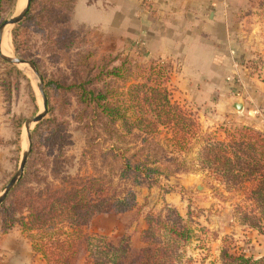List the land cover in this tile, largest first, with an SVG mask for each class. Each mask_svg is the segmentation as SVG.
Wrapping results in <instances>:
<instances>
[{
    "label": "trees",
    "instance_id": "16d2710c",
    "mask_svg": "<svg viewBox=\"0 0 264 264\" xmlns=\"http://www.w3.org/2000/svg\"><path fill=\"white\" fill-rule=\"evenodd\" d=\"M77 1L54 0L51 4L58 6L59 13L69 12L65 23L70 24ZM3 3L0 0V15ZM54 10L50 7L42 15L49 26L55 20ZM68 33L72 34L71 29ZM19 36L18 32L14 35L17 52L29 58L19 47ZM71 43V37L54 41V45L67 48ZM138 59L139 52L103 58L92 67L95 71L79 74V79L69 85L57 80L47 83V88L76 94L83 109L79 120L86 132L85 154L95 168V176L86 177L63 171L59 159L69 160L64 157L68 124L57 118L47 122L50 136L45 144L50 153H58L53 160L55 170L44 173L40 180L37 176L41 171L28 173L5 203L6 228L20 227L31 240L35 256L47 264H195L187 255L188 246L199 238L195 215L189 211L185 218L168 204L146 216L147 227L141 235L145 246L138 250L127 238L114 243L85 232V227L100 215L140 210L137 188L151 189L159 186L162 178L191 172L202 173L217 183L218 188L212 187L221 200L241 197L234 205L231 227L238 223L264 231V132L243 126L226 129L223 140L212 134L202 135L197 117L174 100V67L158 60L148 68L135 66L138 73L133 75ZM86 66L90 67L89 62ZM132 79L138 80L137 84L126 87ZM119 81L124 86L111 84ZM99 83L103 84L101 88ZM44 124L38 125L35 133ZM197 143H201L197 157L189 161ZM50 176L53 182L48 181ZM201 229L206 231L205 227ZM236 244L234 234L222 238L221 264H264V256L236 251Z\"/></svg>",
    "mask_w": 264,
    "mask_h": 264
},
{
    "label": "rangeland",
    "instance_id": "374dc122",
    "mask_svg": "<svg viewBox=\"0 0 264 264\" xmlns=\"http://www.w3.org/2000/svg\"><path fill=\"white\" fill-rule=\"evenodd\" d=\"M23 1L26 0H4L0 26L23 10L24 7L21 8ZM52 1L54 0H36L28 12L29 16L27 14L21 23L12 28L13 49L10 54L20 57L14 41V35L18 32L20 49L30 55L24 59L35 64L38 62L37 68L46 85L48 112L43 121L32 126L31 141L28 139L25 123L43 111L36 78L30 70L29 75L25 67L4 61L0 53V195L18 172L23 153L29 147L31 153L23 178L33 171H36L35 174L41 171L37 176L40 180L44 173L49 175L53 169L55 170L53 160L58 153H50L45 144V139L50 136L47 122L53 118L68 124L69 139L66 141L64 157L69 160L64 162L62 158L59 159V162L62 161L63 171H68L73 177L95 176L90 156L85 154L86 132L82 130L83 122L79 120L83 109L76 94L55 90L53 87L47 88V83L57 80L63 85H69L79 79V74L84 76L90 69L95 71L96 68L92 67L95 63H101L103 58L112 59L129 52L134 55L138 52L130 46L121 51L119 44L110 42L113 37L106 36L95 28L76 23L74 15L70 24L65 23L69 12L59 13L56 10L58 6L52 5ZM50 7L55 8L52 12L55 18L52 26H49V21L42 16ZM231 7V17L236 29L240 30L239 39L243 42L240 46L248 50L251 57L241 60L237 72L235 71L229 80L226 78V82L230 84L227 85V89L194 95L180 90L179 86L171 81L174 100L197 117L202 135L212 134L221 140L226 137V129L234 130L247 126L264 132V0H231ZM25 21L26 23L18 28ZM69 29L71 35L68 33ZM69 37L72 39L70 47L54 45V41H62ZM147 58H140L134 63L133 75L138 73L135 66L148 68L151 63L158 61L156 56L150 55ZM87 62L90 64L89 68L86 66ZM166 62L172 65L171 62ZM137 81L130 80L126 87L137 84ZM111 84L124 86L122 81ZM102 86L103 84L99 83L98 87ZM231 101L242 102L244 109L236 111L230 106ZM43 123L44 126L35 133L38 125ZM164 136L165 132L162 138ZM200 146L201 143H197L193 147L188 157L189 161L197 157ZM98 166H102L99 161ZM35 176L32 175V178ZM53 180L52 176L48 177L49 182ZM160 182L159 186L151 189L139 187L135 190L140 210L100 215L85 227V232L95 237H105L114 243L127 238L132 247L138 250L145 246L141 235L147 227L146 216L150 212L161 211L165 204H168L176 207L185 218L189 211L195 215L193 220L199 238L194 239L187 248V255L194 259L195 264H221L222 238L232 234L237 242L236 251L245 250L255 257L264 256V231L250 230L238 223L235 227L230 226L234 220L232 217L234 205L239 203L241 197L234 195L233 200H221L212 187L218 188L219 185L211 182L202 173L191 172L169 179L162 178ZM225 196L231 197L228 194ZM5 203L0 206V241L2 236L9 234L12 238L9 242L11 247L22 244L29 245L32 249L31 240L22 233L20 227L6 228L8 205ZM202 227L208 232L202 231ZM17 249L20 259L8 254L0 245V264H47L40 256L34 257L33 249L30 255L32 263H28L23 258L28 260L23 248ZM81 263H84L83 257Z\"/></svg>",
    "mask_w": 264,
    "mask_h": 264
},
{
    "label": "crops",
    "instance_id": "0c3cea01",
    "mask_svg": "<svg viewBox=\"0 0 264 264\" xmlns=\"http://www.w3.org/2000/svg\"><path fill=\"white\" fill-rule=\"evenodd\" d=\"M231 8V0H78L74 21L113 37L121 51L130 46L142 59L171 62L173 84L196 95L227 89L226 78L251 57L240 46ZM11 239L2 236L1 248L16 259L23 248L32 263L31 246L11 247Z\"/></svg>",
    "mask_w": 264,
    "mask_h": 264
},
{
    "label": "water",
    "instance_id": "95a60500",
    "mask_svg": "<svg viewBox=\"0 0 264 264\" xmlns=\"http://www.w3.org/2000/svg\"><path fill=\"white\" fill-rule=\"evenodd\" d=\"M32 1L33 0H27L26 6L18 15L4 21L1 24V26H0V46H1L2 39L4 37V33H5V30L7 29V27L15 26V25L21 23L25 19L26 15L28 14V12L30 10V6H31ZM0 53H1V58L4 61H6L10 64H13V65H16V66H24L25 68H28L36 78L37 88H38V91H39L40 96L42 98L43 111L41 113H39L36 117H34L32 119H28L25 123L28 139H29V141H31V139H32V133H31L32 126L34 124H39L41 121H43V119L45 118V116L47 115V112H48V97L46 94V85L44 83V79H43L41 73L39 72L37 65L33 61L27 60L24 58H20V57H16V56L4 55L1 52V50H0ZM233 108L236 111L240 112L244 109V104L240 101L234 102ZM30 153H31V147H29L28 150H26L23 153V158H22V161L20 163L18 172L12 178L10 183L6 186V188L4 189L2 194L0 195V206L5 203L6 199L10 195V193L15 189V187L18 185V183L23 179V176L25 174V168H26Z\"/></svg>",
    "mask_w": 264,
    "mask_h": 264
},
{
    "label": "bare ground",
    "instance_id": "6f19581e",
    "mask_svg": "<svg viewBox=\"0 0 264 264\" xmlns=\"http://www.w3.org/2000/svg\"><path fill=\"white\" fill-rule=\"evenodd\" d=\"M24 2V1H23ZM26 3H27V0L23 3V5L21 6V8L25 7L26 6ZM22 4V3H21ZM24 9V8H23ZM20 12V11H19ZM12 28L13 26H9L7 27V29L5 30V33H4V37L2 39V43H1V46H0V50L1 52L4 54V55H7V56H12L11 51L13 49V45H12ZM24 67V66H23ZM25 71L30 75L31 72L29 71L28 68H24Z\"/></svg>",
    "mask_w": 264,
    "mask_h": 264
}]
</instances>
